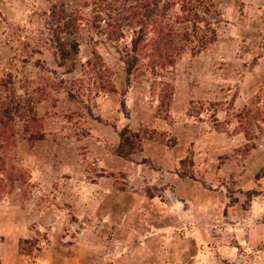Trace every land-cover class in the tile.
<instances>
[{
	"label": "rangeland",
	"instance_id": "1",
	"mask_svg": "<svg viewBox=\"0 0 264 264\" xmlns=\"http://www.w3.org/2000/svg\"><path fill=\"white\" fill-rule=\"evenodd\" d=\"M146 2L0 0V264H264V0H166L174 63L151 65L147 25L127 76Z\"/></svg>",
	"mask_w": 264,
	"mask_h": 264
},
{
	"label": "trees",
	"instance_id": "2",
	"mask_svg": "<svg viewBox=\"0 0 264 264\" xmlns=\"http://www.w3.org/2000/svg\"><path fill=\"white\" fill-rule=\"evenodd\" d=\"M163 4V5H162ZM172 3L166 2V0H148V2L141 5V9L138 12H134L131 16L130 22L131 27L135 28L134 36L131 40V47L129 52L123 57L124 70L127 76L131 75L133 62L136 61L137 51H139V46L147 39L144 36V31L147 25H150L154 37L150 38L146 44H143L141 50H146L149 48V56L154 55L150 63L151 65H160L162 68L166 64L174 63V58L176 57V47L174 48L171 40V35L173 29L170 26H166L163 23V18L165 14L171 8ZM182 10H186V5L182 4ZM59 8L58 13H55V9ZM51 17L56 16V22L61 24L62 28L55 29L53 31L54 35V57L57 58L58 67L63 68L67 73H71L76 70L75 58L78 54V44L73 41L68 47L62 46L60 39L58 38V30L66 29L69 33H75L76 29V19L62 6H57L53 4L51 8ZM197 17L196 14H194ZM188 19V17H186ZM136 28L137 31H136ZM213 40V38H212ZM133 54V56H132ZM92 65L91 61L87 62V65ZM97 64V62H96ZM67 95L70 98H74L73 94ZM9 117V113H5ZM12 130L8 127V124L0 118V175L3 176L6 172L7 154L9 138ZM119 156L127 157L131 154L139 151L141 149V139L138 135L131 133L129 130L125 129L119 133ZM5 185L3 180L0 179V195L5 190ZM27 244V241H23ZM30 253V248H25V250Z\"/></svg>",
	"mask_w": 264,
	"mask_h": 264
}]
</instances>
